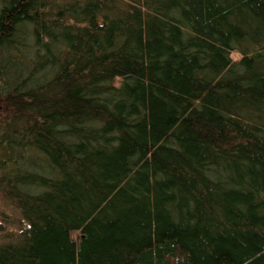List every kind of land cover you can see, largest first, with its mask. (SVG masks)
<instances>
[{"label":"trees","instance_id":"obj_1","mask_svg":"<svg viewBox=\"0 0 264 264\" xmlns=\"http://www.w3.org/2000/svg\"><path fill=\"white\" fill-rule=\"evenodd\" d=\"M0 264H264V0H0Z\"/></svg>","mask_w":264,"mask_h":264},{"label":"clouds","instance_id":"obj_2","mask_svg":"<svg viewBox=\"0 0 264 264\" xmlns=\"http://www.w3.org/2000/svg\"><path fill=\"white\" fill-rule=\"evenodd\" d=\"M233 55H234V57H236V58L239 57V53H234Z\"/></svg>","mask_w":264,"mask_h":264}]
</instances>
